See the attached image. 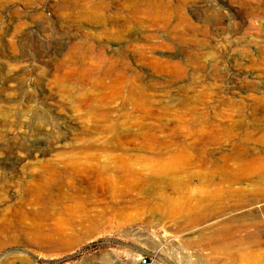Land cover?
<instances>
[{
	"label": "rangeland",
	"instance_id": "rangeland-1",
	"mask_svg": "<svg viewBox=\"0 0 264 264\" xmlns=\"http://www.w3.org/2000/svg\"><path fill=\"white\" fill-rule=\"evenodd\" d=\"M86 1L0 0V264H264V0Z\"/></svg>",
	"mask_w": 264,
	"mask_h": 264
},
{
	"label": "bare ground",
	"instance_id": "bare-ground-1",
	"mask_svg": "<svg viewBox=\"0 0 264 264\" xmlns=\"http://www.w3.org/2000/svg\"><path fill=\"white\" fill-rule=\"evenodd\" d=\"M80 1V0H79ZM120 1V0H119ZM131 2H129V4H127V6H129V7H131V9L132 10H134V11H137L138 9H140V7H141V4L142 3H144L145 5H146V8H147V10L149 11V13L150 14H153L154 12H155V5H154V2H153V0H130ZM244 1V0H243ZM243 1H241V2H243ZM247 1V0H246ZM249 1V0H248ZM125 4V3H124ZM246 4V3H245ZM114 5V4H113ZM244 5V4H243ZM242 5V6H243ZM80 6H81V8L85 11V13H87L88 15H95V16H98L99 17V20L100 19H102V14H98L99 12V10H101V9H105L107 6H108V2H106V1H99V2H97V3H94V2H91V0H87L86 2H83V3H81L80 4ZM249 6V5H248ZM110 7V6H109ZM144 7V6H143ZM247 7V6H246ZM62 8V7H61ZM113 8V7H112ZM256 8V7H255ZM115 9V8H114ZM183 10V9H182ZM255 10V9H254ZM118 11V10H117ZM211 11V10H210ZM217 11V10H216ZM257 11V10H256ZM250 12H251V10H250ZM124 13V12H123ZM140 13V12H139ZM120 14V13H119ZM118 15V14H117ZM136 15V14H135ZM158 15V14H157ZM147 16V15H146ZM177 16V15H176ZM104 17H105V15H104ZM180 17V16H179ZM67 18H68V16H67ZM93 18V17H92ZM124 18V17H123ZM131 18V17H130ZM139 18H140V16H139ZM153 18V17H152ZM94 19V18H93ZM105 19H107V18H105ZM113 19V18H112ZM116 19V18H115ZM125 19V18H124ZM173 19V18H172ZM181 19H183V18H181ZM130 20V19H129ZM128 20V21H129ZM132 20V19H131ZM142 20V19H141ZM89 21V20H88ZM93 21V20H92ZM125 21H127V20H125ZM138 21V20H137ZM148 20H146V22H147ZM166 21V20H165ZM101 22V21H100ZM109 22V21H108ZM124 22V21H123ZM168 22V21H167ZM121 23V22H120ZM149 23V22H148ZM163 23H164V21H163ZM178 23H180V21L178 22ZM111 24V23H110ZM114 24V23H113ZM119 24V23H118ZM136 24V23H135ZM155 24V23H154ZM106 25V24H105ZM150 25V24H149ZM153 25V24H152ZM151 25V26H152ZM121 26V25H120ZM123 26V25H122ZM132 26V25H131ZM130 26V27H131ZM174 26V25H173ZM175 27H177L176 25H175ZM113 28V27H112ZM129 28V27H128ZM155 28V27H154ZM149 29V28H148ZM221 29H223V28H221ZM118 30V29H117ZM114 31V30H113ZM130 31V30H129ZM147 31V30H146ZM111 32V31H110ZM122 32H124V31H122ZM136 32V31H135ZM141 32V31H140ZM100 33V32H99ZM109 33V32H108ZM117 33V32H116ZM134 32H133V30H132V34H133ZM179 33V32H178ZM104 34V33H103ZM102 34V35H103ZM106 34V33H105ZM115 34V33H114ZM131 34V35H132ZM135 34V33H134ZM136 35V34H135ZM99 36V35H98ZM110 36V35H109ZM114 36V35H113ZM124 36V35H123ZM206 36V35H205ZM103 37V36H102ZM101 36H100V38H102ZM111 37V36H110ZM117 37H119V35L117 36ZM131 37V36H130ZM104 38V37H103ZM120 38V37H119ZM122 38V37H121ZM150 38V37H149ZM97 39V38H96ZM133 39V38H132ZM176 39V38H175ZM103 40V39H102ZM105 40V39H104ZM136 40H137V38H136ZM204 40V39H203ZM81 41V40H80ZM91 41H93V40H91ZM111 41V40H110ZM130 41V40H129ZM134 41V40H133ZM94 43H95V41H93ZM102 42V41H101ZM113 42V41H112ZM121 42H122V40H121ZM135 42V41H134ZM153 42V41H152ZM162 42V41H161ZM90 43V42H89ZM115 43V42H114ZM170 43V42H169ZM96 44H98V43H96ZM138 44V43H137ZM165 44V43H164ZM168 44V43H167ZM118 45V44H117ZM142 45V44H141ZM140 45V46H141ZM74 46V45H73ZM91 46V45H90ZM124 46V45H123ZM143 46V45H142ZM171 46V45H170ZM156 47V46H155ZM78 48H79V46H78ZM90 48H92L95 52V59H96V61L93 63V65L91 66V67H89L90 68V71L88 72V75H91V77L94 75V81H93V83H95V85H98V84H100V85H98V86H109V88L112 86V88L115 90V91H119L118 93H120L121 92V70L119 71V68H118V53H119V51L121 50V46H114V45H112L111 46V44L109 45V44H105V43H102V44H98V45H95V46H92V47H90ZM146 48V47H145ZM153 48V47H152ZM165 48V47H164ZM90 50V49H89ZM77 52H78V50H77ZM89 52V51H88ZM87 52V53H88ZM151 52V51H150ZM76 54H79V53H76ZM121 54V53H120ZM92 55V54H91ZM145 55V54H144ZM122 56V55H121ZM148 56V55H147ZM222 56V55H221ZM79 57V56H78ZM149 57V56H148ZM73 58V57H72ZM76 58V57H75ZM74 59V58H73ZM86 59V58H85ZM147 59V58H146ZM217 59V58H216ZM93 60V59H92ZM161 60V59H160ZM121 61V60H120ZM147 61V60H146ZM145 61V62H146ZM80 62V61H79ZM78 62V63H79ZM143 62V61H142ZM77 63V65H79ZM71 66H73V65H71ZM70 67V66H69ZM75 67V66H74ZM157 70V69H156ZM71 71V70H70ZM128 71V70H127ZM67 72V71H66ZM80 73V72H79ZM172 73V72H171ZM178 74V73H177ZM123 75V74H122ZM219 75V74H218ZM128 76V75H127ZM216 76V75H215ZM72 77H74V76H72ZM170 78V77H169ZM87 79V78H86ZM125 79H127V78H125ZM106 80H108L109 81V83H105V81ZM139 80V79H138ZM60 82V81H59ZM69 82V81H68ZM72 83V82H71ZM125 83V82H124ZM132 84H134L133 82H132ZM81 87V86H80ZM123 87V86H122ZM132 87V86H131ZM209 87V86H208ZM108 88V89H109ZM138 88V87H137ZM129 89V88H128ZM98 90V89H97ZM106 90V89H105ZM142 90V89H141ZM85 91V90H84ZM95 91V90H94ZM104 91V90H103ZM173 91V90H172ZM97 92V91H96ZM110 92H111V90H110ZM110 92H108V93H110ZM128 92V91H127ZM190 93V92H189ZM188 93V94H189ZM99 94V93H98ZM97 94V95H98ZM122 94H123V92H122ZM135 94V93H134ZM82 95V94H81ZM119 95V94H118ZM121 95V94H120ZM145 95V94H144ZM151 95V94H150ZM106 96V94L105 93H102L101 95H99V97L101 98V97H105ZM196 96V95H195ZM85 97V96H84ZM127 97V96H126ZM134 97V96H133ZM141 97V96H140ZM148 97V96H147ZM206 97V96H205ZM98 98V97H97ZM110 98H112V97H110ZM116 98H118V97H116ZM129 98H130V96H129ZM192 98V97H191ZM194 98V97H193ZM83 99V98H82ZM125 99H127V98H125ZM189 99V98H188ZM85 100V99H84ZM121 100V99H120ZM112 101H113V99H112ZM86 102V101H85ZM115 102V101H114ZM231 102V101H230ZM105 103V102H104ZM111 103V102H110ZM128 103V102H127ZM242 103V102H241ZM103 104V103H102ZM132 104V103H131ZM230 104V103H229ZM228 104V105H229ZM125 105H127V104H125ZM95 106V105H94ZM248 106V105H247ZM104 107V106H103ZM261 107V106H260ZM84 108V107H83ZM105 108V107H104ZM110 108V107H109ZM96 109V108H95ZM97 110V109H96ZM104 110V109H103ZM193 110V109H192ZM23 110H21V114L25 117L26 115H24V111L22 112ZM99 113V112H98ZM90 114H91V112H90ZM146 114V113H145ZM176 114V113H175ZM21 115V116H22ZM110 118V117H109ZM93 120V119H92ZM107 120V119H106ZM3 122L1 123V125H6V121L5 120H2ZM95 121V120H94ZM207 121V120H206ZM202 122V121H201ZM43 123V122H42ZM105 123H107V122H105ZM112 123V122H111ZM132 123V122H131ZM200 123V122H199ZM204 123V122H203ZM113 124H115V123H113ZM213 124V123H212ZM82 126V125H81ZM88 127V126H87ZM93 127V126H92ZM133 127V126H132ZM80 128H82V127H80ZM119 128V127H118ZM201 128V127H200ZM95 129V128H94ZM93 129V130H94ZM128 129V128H127ZM83 130H85V129H83ZM77 131V130H76ZM89 131V130H88ZM83 132V131H82ZM208 132V131H207ZM113 133H114V131H113ZM154 133V132H153ZM206 133V132H205ZM251 133V132H250ZM88 135V134H87ZM217 135V134H216ZM250 135V134H249ZM84 136V135H83ZM204 136V135H203ZM112 137V136H111ZM88 138V137H87ZM90 138V137H89ZM89 138H88V140H89ZM136 139V138H135ZM87 140V139H86ZM139 140V139H138ZM85 141V140H84ZM106 141V140H105ZM87 142V141H86ZM263 142V141H262ZM179 143V142H178ZM135 144V143H134ZM261 144V143H260ZM82 145V144H81ZM104 146V145H103ZM106 146V145H105ZM86 148H87V146H85ZM100 147V146H99ZM170 147V146H169ZM79 148V147H78ZM85 148V149H86ZM93 148V147H92ZM103 149V148H102ZM106 149V148H105ZM161 149V148H160ZM90 150V149H89ZM185 150V149H184ZM242 150H244V149H242ZM85 151V150H84ZM88 151V150H87ZM96 151V150H95ZM94 151V152H95ZM79 153V152H78ZM84 153H87V152H84ZM83 153V154H84ZM89 153V152H88ZM75 154V153H74ZM92 154H93V152H92ZM224 154V153H223ZM37 155V154H36ZM89 155V154H88ZM105 155H106V153H105ZM111 155V154H110ZM240 155V154H239ZM49 156H51V155H49ZM85 156V155H84ZM186 156V155H185ZM227 156V155H226ZM256 156V155H255ZM232 157V156H231ZM230 157V158H231ZM258 157V156H257ZM85 158V157H84ZM91 158V157H90ZM101 158V157H100ZM117 158V157H116ZM36 159V158H35ZM39 159V158H38ZM109 159H110V157H109ZM41 160H42V158H41ZM82 160V159H81ZM106 160V159H105ZM83 161V160H82ZM88 161H90V160H88ZM102 161V160H101ZM152 161V160H151ZM91 162V161H90ZM187 162V161H186ZM199 162V161H198ZM80 162H79V160L78 159H76V157H74L73 158V161H71V160H69L68 159V164L70 165V164H73V165H76V164H79ZM83 163V162H82ZM263 163V162H262ZM59 164H61V165H59ZM201 164V163H200ZM228 164V163H227ZM247 164H248V162H247ZM30 165V164H29ZM62 165L63 166H65L66 167V165H67V163H65V159L63 160V161H59V162H57V159H53L52 157H46L44 160H42V161H40V163H39V165H38V169L36 170V173L33 175L34 176V182H33V184H32V188L35 190V191H37V194L40 196V197H48L49 199H59L60 198V195H58V196H56V195H54L53 193H51V191H50V188H48L47 187V179H45V177H46V175H45V172H47V171H50V173L53 175V177H54V175H56V174H61V170H60V166L62 167ZM86 166V165H85ZM80 167V166H79ZM90 167H91V165H90ZM141 167V166H140ZM242 167V166H241ZM86 168V167H85ZM76 169V168H75ZM94 169V168H93ZM92 169V170H93ZM227 169V168H226ZM65 170V169H64ZM221 170V169H220ZM31 171V170H30ZM78 171V170H77ZM98 171V170H97ZM214 171V170H213ZM260 171V170H259ZM87 172V171H86ZM94 172V171H93ZM211 171H209V173H210ZM31 173V172H30ZM78 173H79V171H78ZM78 173H77V175H78ZM242 173V172H241ZM253 173V172H252ZM85 174V173H84ZM99 174H101V173H99ZM194 174V173H193ZM68 175H69V173H68ZM87 175V174H86ZM89 175V174H88ZM93 175V174H92ZM183 176V175H182ZM77 177V176H76ZM180 177V176H179ZM62 178V177H61ZM68 178V177H67ZM73 178V177H72ZM84 178V177H83ZM82 178V179H83ZM29 179V178H28ZM74 179V178H73ZM85 179V178H84ZM180 179V178H179ZM49 180V179H48ZM30 181V180H29ZM88 181H89V179H88ZM125 181V180H124ZM75 182V181H74ZM23 183V182H22ZM79 183V182H78ZM77 183V184H78ZM71 184V183H70ZM51 185V184H50ZM131 185V184H130ZM142 185V184H141ZM85 187V186H84ZM187 187V186H186ZM29 188V187H28ZM81 188V187H80ZM140 188V187H139ZM171 188V187H170ZM55 189V188H54ZM32 190V189H31ZM75 190V189H74ZM80 190V189H79ZM82 190V189H81ZM80 190V191H81ZM84 190V189H83ZM26 191V190H25ZM85 191V190H84ZM61 192H62V190H61ZM135 192V191H134ZM58 193V192H57ZM78 195V194H77ZM156 195V194H155ZM186 197V196H185ZM179 198V197H178ZM205 198H206V196H205ZM27 200V199H26ZM22 201V200H21ZM20 202V201H19ZM163 202H164V200H163ZM169 202V201H168ZM159 205V204H158ZM167 205V204H166ZM163 207V206H162ZM9 207H7V209H8ZM175 209V208H174ZM11 210V209H10ZM20 210V209H19ZM6 211V210H5ZM16 213V212H15ZM11 214V213H10ZM18 214V213H17ZM182 214V213H181ZM255 215V214H254ZM247 216V215H246ZM264 216V215H263ZM188 217V216H187ZM259 217H261V216H259ZM253 218V217H252ZM256 218V217H255ZM257 219V218H256ZM10 220V219H9ZM15 220V219H14ZM249 220H251V218L249 219ZM261 220H262V218H261ZM16 221V220H15ZM246 221V220H245ZM233 222V221H232ZM248 222V221H247ZM247 222H245V224L247 223ZM259 222V221H258ZM236 224V223H235ZM242 224V223H241ZM248 224H250V223H247V225ZM252 224V223H251ZM230 225H231V223H230ZM233 225V224H232ZM238 225V224H237ZM240 225V224H239ZM244 225V224H243ZM8 226V225H7ZM232 227V226H231ZM223 228V227H222ZM225 228H227V227H225ZM239 228H241V227H239ZM242 228H243V226H242ZM218 229V228H217ZM220 229V228H219ZM236 229V228H235ZM238 229V228H237ZM225 230V229H224ZM242 230V229H241ZM238 231V230H237ZM2 233V232H1ZM217 232H213L212 234H210V235H208V236H206V234L205 235H202L201 237H203V238H201V239H205V240H207V239H209V240H213L214 238H218L217 237V235L219 234V233H217ZM226 233V232H225ZM202 234V233H201ZM200 234V235H201ZM221 234V233H220ZM231 234V233H230ZM199 235V234H198ZM6 236V235H5ZM249 236V235H248ZM257 236V235H256ZM199 237V236H198ZM221 237H223V236H221ZM251 237H253L252 235H251ZM229 238H231V237H229ZM249 238V237H248ZM221 240V239H220ZM247 240V239H246ZM262 240V239H261ZM216 242V241H215ZM232 242V241H231ZM239 246V245H238ZM241 246V245H240ZM219 249V248H218ZM217 250V249H216Z\"/></svg>",
	"mask_w": 264,
	"mask_h": 264
},
{
	"label": "built area",
	"instance_id": "built-area-1",
	"mask_svg": "<svg viewBox=\"0 0 264 264\" xmlns=\"http://www.w3.org/2000/svg\"><path fill=\"white\" fill-rule=\"evenodd\" d=\"M141 263H142V264H148V260H147L146 256H143V257L141 258Z\"/></svg>",
	"mask_w": 264,
	"mask_h": 264
}]
</instances>
